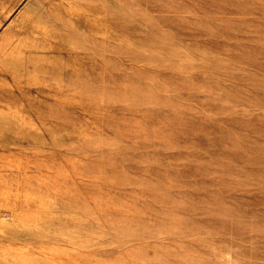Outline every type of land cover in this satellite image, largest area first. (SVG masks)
I'll list each match as a JSON object with an SVG mask.
<instances>
[{"label": "rangeland", "instance_id": "rangeland-1", "mask_svg": "<svg viewBox=\"0 0 264 264\" xmlns=\"http://www.w3.org/2000/svg\"><path fill=\"white\" fill-rule=\"evenodd\" d=\"M0 264H264V0H0Z\"/></svg>", "mask_w": 264, "mask_h": 264}]
</instances>
